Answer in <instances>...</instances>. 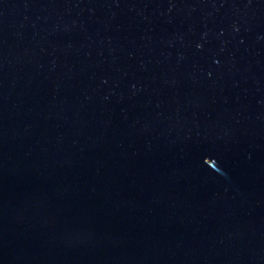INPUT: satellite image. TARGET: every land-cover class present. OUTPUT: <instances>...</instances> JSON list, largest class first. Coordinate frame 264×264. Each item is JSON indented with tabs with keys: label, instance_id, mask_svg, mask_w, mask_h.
Masks as SVG:
<instances>
[{
	"label": "water",
	"instance_id": "95a60500",
	"mask_svg": "<svg viewBox=\"0 0 264 264\" xmlns=\"http://www.w3.org/2000/svg\"><path fill=\"white\" fill-rule=\"evenodd\" d=\"M0 264H264V0H0Z\"/></svg>",
	"mask_w": 264,
	"mask_h": 264
}]
</instances>
